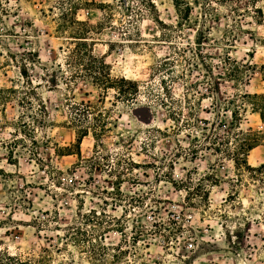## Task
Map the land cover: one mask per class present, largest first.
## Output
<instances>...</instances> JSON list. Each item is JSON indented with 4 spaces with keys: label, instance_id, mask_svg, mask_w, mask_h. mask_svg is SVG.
<instances>
[{
    "label": "rangeland",
    "instance_id": "1",
    "mask_svg": "<svg viewBox=\"0 0 264 264\" xmlns=\"http://www.w3.org/2000/svg\"><path fill=\"white\" fill-rule=\"evenodd\" d=\"M257 8L0 0V250L35 264H264V168L240 182L235 163L258 141L245 156L264 164Z\"/></svg>",
    "mask_w": 264,
    "mask_h": 264
},
{
    "label": "trees",
    "instance_id": "2",
    "mask_svg": "<svg viewBox=\"0 0 264 264\" xmlns=\"http://www.w3.org/2000/svg\"><path fill=\"white\" fill-rule=\"evenodd\" d=\"M257 9L260 13L261 19H264L263 10L261 8H257ZM188 10H189V8H188ZM28 53H33V52H28ZM91 57H92V59H94L93 56H91ZM22 74L24 76L28 77V72H27L26 68L22 70ZM91 77L93 78L94 82H96V83L98 82V80H96V79H98L97 76L96 77L91 76ZM124 81L127 84L134 86L135 89L137 88L135 85H133L132 81H129L125 78H124ZM107 83H110V81L108 80ZM108 87H110V86H107V88ZM259 113L261 115V118L264 121V113L262 111H259ZM245 133H247V132H242L243 135ZM85 135H86L85 132H83L82 136L84 137ZM80 139H81V136L77 137V142H79ZM257 145H258V141H256L255 143L247 142L246 144H244V146H243L244 152L242 153L243 156H240L239 158H237V160H235V163H236L237 169H238V176H239V179L237 181L241 182L243 180L245 174H247L251 178L258 179V173H260L261 170L264 168V164H262L259 167H254L251 164H249L248 159H247V155L245 156V154H248ZM36 261H38V260H36L34 257H31V258L28 257L25 260H23L21 258V256L18 254L13 255L7 251L0 250V264H35Z\"/></svg>",
    "mask_w": 264,
    "mask_h": 264
}]
</instances>
